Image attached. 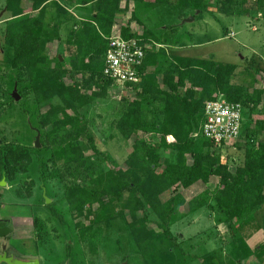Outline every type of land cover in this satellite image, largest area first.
<instances>
[{"label":"trees","instance_id":"obj_1","mask_svg":"<svg viewBox=\"0 0 264 264\" xmlns=\"http://www.w3.org/2000/svg\"><path fill=\"white\" fill-rule=\"evenodd\" d=\"M46 1L7 0L8 10L13 16L6 25L3 63L11 68L13 77L11 84L6 86L7 91L0 93L4 98L0 110L17 101L12 94L15 88L23 97L34 93L39 110L47 108L40 123L51 125L43 136L54 147L53 161H62L67 171L72 163L84 164L86 155L82 142L99 153L90 131L91 119L81 111L95 106L96 101L107 97L111 91L115 92L112 81L104 74V67L116 14L122 10L123 2L125 10L133 2L132 20L141 23L139 14L146 12L144 5L150 0H86L88 5L82 8L83 20L67 19L69 32L64 42L75 48L78 58L76 62L72 61L71 67L59 55L49 57L48 45L51 41H61L64 21L57 17L46 20L44 15L30 12L44 7ZM153 1L180 11L199 10L200 13L209 10L211 2L215 1L212 9L222 15L242 17L251 9L264 14V0ZM58 9L63 10L59 6ZM177 26L179 23L170 24L167 29H176ZM120 34L126 39H136L142 45L152 44V48L146 47L145 58L135 67L140 82L133 86L135 90H128L133 96L122 93L116 103L119 106L118 130L126 139L134 138L129 157L131 166L106 170L92 181L94 187L91 189L79 182H69L68 198L72 209L80 210L86 203L102 202L104 194L112 193L108 206L102 203L104 211L99 221H109L113 217L115 211L106 212L114 200L123 201L120 207L130 202V213L134 219L132 230L138 239L161 235L173 245H178L171 227L178 216V209L186 208L187 194L195 192L196 205L190 212L208 206L212 212L224 215L232 234L244 233L257 226L255 213L264 206V117L256 118V114L264 115V89L257 88L256 84L264 67L241 66L216 60L213 56L197 58L171 54L169 58L166 57L169 48L161 46L156 49L158 44H163L153 32L138 34L127 25L120 28ZM185 38L191 40L190 33ZM181 41V37L174 38L175 44ZM164 61L168 62L167 68ZM150 66L155 70H148ZM157 72L162 73L161 82ZM78 75L81 77L77 78ZM65 78H70L72 83L68 84ZM126 85L130 86L129 83ZM220 94L228 102L240 104L243 130L247 117L254 122L251 131H245V143L238 145L243 156L234 172L229 169L225 146L214 149V144L203 135L201 127L205 121L206 103L214 101ZM23 103L18 101L21 108ZM145 111L162 116V121L157 118L154 124L157 133L153 137L157 139V147L153 140H145L140 135V130H145L142 129ZM40 142L42 144L44 140L40 139ZM32 148L37 161L45 167L47 160L44 161L41 148ZM32 160L25 146L9 142L1 144L0 179L4 176L13 182L15 172L23 170ZM212 179H217V182L210 195L201 187ZM174 187L181 190L161 200L160 195ZM126 192L130 195L124 199ZM54 214L58 216L55 211ZM234 220L238 227H232ZM150 222L156 224L158 230L150 229L147 224ZM223 253L219 248L200 255L193 254L190 260H201L202 264H243L253 255L264 263V245L251 249L240 237L231 242L228 256Z\"/></svg>","mask_w":264,"mask_h":264},{"label":"rangeland","instance_id":"obj_2","mask_svg":"<svg viewBox=\"0 0 264 264\" xmlns=\"http://www.w3.org/2000/svg\"><path fill=\"white\" fill-rule=\"evenodd\" d=\"M133 4L130 2L129 8L125 10L123 2L122 10L116 14L113 29L119 30L130 25L131 30L138 34L153 32L163 44H158L156 49L161 46L169 48L170 52L166 57L170 58L171 54L197 58L213 56L216 60L241 66L264 67L263 12L251 9L248 15L242 17L222 15L212 9V5H215L213 1L209 10L197 14L193 10L178 11L173 6L157 4L150 0V3L144 5L146 12L139 14V23L132 20ZM86 5V0H48L43 3L44 7L30 11L33 15H44L46 20L57 17L64 21L61 41H51L48 50L49 57L59 55L70 67L72 61L76 62L78 58L75 48L64 42L69 32L67 19L74 17L77 22H81L84 17L82 8ZM58 6L63 10H59ZM12 16L13 13L7 7V0H0V93L7 91L6 86L11 84L13 77L11 68L3 63L6 25ZM190 16H194L195 20L183 23V20ZM178 23L180 26L176 29H167V25ZM188 33L192 36L189 42L185 41ZM178 37H181L183 43H174V38ZM151 46L149 42L146 44L148 49L152 48ZM165 65L168 66V62L164 61ZM148 70L154 71L155 68L150 66ZM157 74L158 81L161 82L162 73ZM80 77L78 75L77 78ZM65 81L72 83L70 78H65ZM256 87L264 89L263 71L257 76ZM114 90L118 91L119 88ZM16 91L19 100L16 99L11 107L0 110V145L6 142L11 145L21 144L28 149L33 160L27 163L23 170L15 172L13 182L4 184V188L0 186V220L8 221L12 230L10 235L4 236L5 238L0 237V251L6 247L8 255L37 257L41 264H202L201 260H190L191 255H200L220 248L224 252L223 255L228 256L231 242L239 237L243 238L251 249L264 245V206L255 213L257 226L248 228L244 233L232 234L229 223L224 221V215L212 212L208 206L194 212L189 211L196 205L195 192L187 194L186 208L178 209V216L171 227V233L178 245H173L161 235L138 239L132 230L134 219L130 213V202L120 207L123 201L114 200L106 212L115 211L113 217H110L109 221H99L98 218L104 211L102 203L108 206L112 193L104 194L102 202L86 203L80 210L72 209L68 198L69 182H79L83 187L91 189L94 187L92 181L98 179L97 176L106 170L128 169L131 166L129 157L133 150L134 138L126 139L117 128L119 106H116V103L119 97L114 95L115 93H109L107 97L96 101V105L90 109H82L81 112L91 119L90 131L99 153H95L88 143L82 142L86 155L84 164L72 163L66 171L62 161H53L54 147L49 145L43 136L51 126L40 123L47 108L39 110L34 93L23 97L17 89ZM125 93L133 96L130 91ZM3 101L4 98L0 97V104ZM18 101H24V109L19 106ZM9 116L10 118H7ZM260 117L264 115L256 114V118ZM157 118L162 121L160 114L145 111L142 114V129L145 130H140L142 138L153 140L156 147L158 142L153 136L157 133L154 127ZM253 123L247 117L243 133L251 131ZM37 130L41 132V140H44L39 148L43 151L44 161L47 160L45 167L37 161L32 148ZM235 139L238 142L233 141L234 146L225 147L229 169L232 172L243 156V150L239 149L238 145L245 143L242 141L243 137ZM225 156L226 153L223 157ZM188 162L191 163L189 156ZM216 182L217 179H212L201 188L210 194ZM180 190L174 187L162 193L160 198L164 201ZM129 195L128 192L124 193V199ZM185 211L187 215H184ZM151 222L147 223L148 227L158 230L156 224ZM231 225L238 227V222L234 220ZM243 264L264 263L252 255Z\"/></svg>","mask_w":264,"mask_h":264},{"label":"built area","instance_id":"obj_3","mask_svg":"<svg viewBox=\"0 0 264 264\" xmlns=\"http://www.w3.org/2000/svg\"><path fill=\"white\" fill-rule=\"evenodd\" d=\"M145 55L146 45L133 38L126 39L120 34V29H113L105 55L104 74L112 81L114 89L128 91L140 82L135 67L143 61ZM240 107L238 103L228 102L222 94L214 101L206 103L205 121L201 127L203 135L214 144V149L230 145L235 138L241 136L243 127Z\"/></svg>","mask_w":264,"mask_h":264},{"label":"water","instance_id":"obj_4","mask_svg":"<svg viewBox=\"0 0 264 264\" xmlns=\"http://www.w3.org/2000/svg\"><path fill=\"white\" fill-rule=\"evenodd\" d=\"M199 12H200L199 10L196 11L197 14ZM194 20H195V17L190 16L188 18H185L183 20V23L192 22ZM13 96L17 100H19V98H20L19 95L17 94L16 88L13 91ZM40 139H41V133L37 130V136H36L35 143H34L35 147L39 148L41 146ZM0 184L1 185L6 184L5 179H3ZM46 199H47V197H46ZM47 200H49V199H47ZM49 202H50V200H49ZM11 231L12 230L9 227V225L7 224V221L0 220V237L7 236L9 233H11ZM2 251L3 252H0V262H4L6 264H40L39 259L28 260V259L16 257L14 255H8V253L6 252V247H4Z\"/></svg>","mask_w":264,"mask_h":264},{"label":"clouds","instance_id":"obj_5","mask_svg":"<svg viewBox=\"0 0 264 264\" xmlns=\"http://www.w3.org/2000/svg\"><path fill=\"white\" fill-rule=\"evenodd\" d=\"M111 86H112V89L114 90L113 85H111ZM127 92H128V91H127ZM110 93H115L114 95L119 94V95H116V96L120 97L122 93H125V91H122V92H121L120 90H118V91L115 90V92H112V91H111ZM243 131H244V130H243ZM244 135H245V132H244V133L242 132V134H241L240 137H243V140H242V141L245 142ZM259 139H260V138H259ZM235 142H238V141H235ZM239 142H240V141H239ZM233 144H234V143H232V144H230V145L234 146ZM230 145H226V146H230ZM226 146H225V147H226Z\"/></svg>","mask_w":264,"mask_h":264},{"label":"crops","instance_id":"obj_6","mask_svg":"<svg viewBox=\"0 0 264 264\" xmlns=\"http://www.w3.org/2000/svg\"><path fill=\"white\" fill-rule=\"evenodd\" d=\"M169 6V5H168ZM177 10V9H176ZM179 11V10H178ZM191 38H192V36H191ZM185 41H187V40H185ZM189 42V41H188ZM183 43V42H182ZM181 44V43H180ZM181 47V46H180ZM179 48V47H178ZM119 99H120V97H119ZM3 179H5L6 180V178L3 176L1 179H0V183H1V181L3 180ZM6 183H10L9 181H7L6 180ZM0 186H2L3 188H4V186L3 185H1L0 184ZM3 192V191H2ZM6 221V220H5ZM7 224L9 225V222H7ZM12 232V231H11ZM11 233H9L8 235H10ZM7 235V236H8ZM6 237V236H5ZM5 237H3V238H5ZM0 252H3V251H0Z\"/></svg>","mask_w":264,"mask_h":264},{"label":"flooded vegetation","instance_id":"obj_7","mask_svg":"<svg viewBox=\"0 0 264 264\" xmlns=\"http://www.w3.org/2000/svg\"><path fill=\"white\" fill-rule=\"evenodd\" d=\"M2 221H5V220H2ZM16 257H19V256H16ZM19 258L28 259V260L38 259L37 257H32V256H25V257L23 256V257H19ZM40 264H41V261H40Z\"/></svg>","mask_w":264,"mask_h":264}]
</instances>
